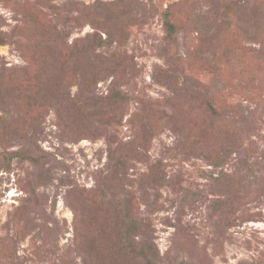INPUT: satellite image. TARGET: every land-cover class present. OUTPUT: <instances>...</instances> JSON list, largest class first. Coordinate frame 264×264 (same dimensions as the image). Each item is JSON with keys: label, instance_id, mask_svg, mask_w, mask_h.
<instances>
[{"label": "rangeland", "instance_id": "374dc122", "mask_svg": "<svg viewBox=\"0 0 264 264\" xmlns=\"http://www.w3.org/2000/svg\"><path fill=\"white\" fill-rule=\"evenodd\" d=\"M0 264H264V0H0Z\"/></svg>", "mask_w": 264, "mask_h": 264}, {"label": "trees", "instance_id": "16d2710c", "mask_svg": "<svg viewBox=\"0 0 264 264\" xmlns=\"http://www.w3.org/2000/svg\"><path fill=\"white\" fill-rule=\"evenodd\" d=\"M164 25H165V28L167 30V33L169 36H172V34L174 33V25L173 23L169 20V17H167V15L165 14V21H164ZM105 35H106V38H108L107 40L104 38H101L100 36V39H98L94 45H92V48L89 47V44L87 45V43H79L81 44L80 46L82 47L83 45L84 46H87V48H90V49H96V48H100L104 43L106 42H109L110 43V35L111 33L108 32V31H105ZM112 39V38H111ZM82 41H85V38L82 40ZM83 44V45H82ZM73 47H76V46H73ZM72 47V49H73ZM85 48V47H84ZM92 97L88 96V99H91ZM110 101L112 103H122L123 101V95L122 93L119 91V90H116L114 91L113 94H111L110 96ZM125 218H128V212L126 213V217ZM128 226V232L123 234L122 237H121V247L124 251H129L130 253L134 252H139L140 255L144 256V257H147L149 258H152V253L153 252V243L147 239H143L144 241H137V239L134 237V229H136L138 227V223L135 222V220L133 219H129L128 223L123 225V227H127ZM133 235H131L132 233ZM151 245V246H149ZM137 247V248H136ZM136 249V250H135ZM150 256V257H148Z\"/></svg>", "mask_w": 264, "mask_h": 264}]
</instances>
